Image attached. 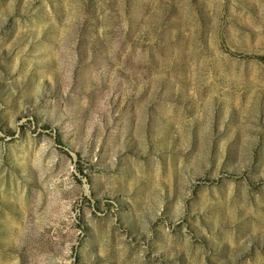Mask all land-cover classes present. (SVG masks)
Wrapping results in <instances>:
<instances>
[{"label": "rangeland", "instance_id": "374dc122", "mask_svg": "<svg viewBox=\"0 0 264 264\" xmlns=\"http://www.w3.org/2000/svg\"><path fill=\"white\" fill-rule=\"evenodd\" d=\"M0 264H264V0H0Z\"/></svg>", "mask_w": 264, "mask_h": 264}]
</instances>
